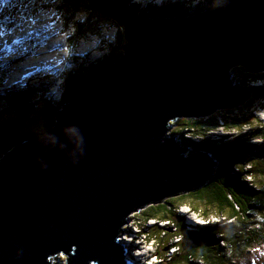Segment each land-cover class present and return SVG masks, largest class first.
Returning a JSON list of instances; mask_svg holds the SVG:
<instances>
[{
	"label": "water",
	"instance_id": "water-1",
	"mask_svg": "<svg viewBox=\"0 0 264 264\" xmlns=\"http://www.w3.org/2000/svg\"><path fill=\"white\" fill-rule=\"evenodd\" d=\"M93 7L126 45L46 132L0 157V264H138L122 241L132 214L202 187L217 167L170 133L174 122L241 107L251 93L233 68L264 72V0L179 17Z\"/></svg>",
	"mask_w": 264,
	"mask_h": 264
},
{
	"label": "trees",
	"instance_id": "trees-1",
	"mask_svg": "<svg viewBox=\"0 0 264 264\" xmlns=\"http://www.w3.org/2000/svg\"><path fill=\"white\" fill-rule=\"evenodd\" d=\"M187 1L190 0L154 1L143 6L142 2L135 0H37L34 16L45 9L54 8L60 14H64V28L72 21L77 25L76 34L82 37L85 34V31H82V21L74 20V16L82 8L95 11L93 2L117 7L125 12L135 11L140 16L179 17L211 9L220 5L224 0H220L216 4H212L213 0H203L193 6H185ZM0 9H2L3 15L7 10H9L7 12L9 16L15 17L16 15L15 9L8 4L1 5ZM104 16L112 21L108 16ZM114 61L115 59L112 57L106 56V59L95 62L85 60L84 62L88 63L87 68L78 65V71L61 70L59 74L64 78V91L56 107L52 104L53 100H45L43 109L48 112L49 116L43 133L54 124L56 110L74 95L80 85L96 72L110 66ZM234 70L238 72L233 79H236V83H239L241 87L249 89L251 93L249 99L240 105L241 110L238 107L223 109L207 117L178 118L175 121L177 127L171 133L181 135L180 143L189 147L191 152L193 150L210 152L213 159L217 160V167L212 178L202 187L188 194L171 197L156 205H150L141 211L144 214V222L156 219L157 222L177 223L179 230L174 235L181 234L183 236V240L178 244L171 243L172 247L177 246L178 250L170 254L168 261H164L167 260L166 255L156 252L162 261L160 264H171L172 262H175L173 264H232V258L242 257L248 250L259 248L264 243V155L261 159L255 156L256 152H260V143L250 140L251 138H264V127L261 125L252 129L245 123L236 128L238 125L233 122L231 117L236 114V110L243 112L245 117L243 115L242 117L245 120L249 117V113L252 114L249 105H252L256 98L264 96V87L251 85L247 80L263 78L264 72H246L242 66H237L233 68ZM45 91L49 94L48 88ZM20 96L21 93L18 92L8 94L0 92V157L21 139L37 137L35 133L23 130L27 116L25 113L17 111L15 107V103L21 105L25 103L20 99ZM22 107L28 108V105ZM10 110L17 112V115L5 120V112ZM3 120L6 122L4 123ZM222 121V125L234 132L235 137L227 141L212 140L209 138V132L215 131L219 122ZM186 129H191L194 133L200 132L197 134H202L201 138H208L196 141L186 137L183 134ZM243 131L244 133L240 134ZM249 155L254 157L250 160L249 168H246L244 164ZM256 158L258 161H255ZM187 195L193 197V202L214 206L215 210L213 211H209V209L202 211L201 208L193 206L194 210L199 211V214L208 220L207 223L185 224L176 221L181 205V202H176V200ZM212 215H216L219 221L212 222L210 220ZM142 228L139 233H135V236L142 240L150 239L151 235L145 232L143 226ZM125 233L131 232L127 230Z\"/></svg>",
	"mask_w": 264,
	"mask_h": 264
},
{
	"label": "rangeland",
	"instance_id": "rangeland-1",
	"mask_svg": "<svg viewBox=\"0 0 264 264\" xmlns=\"http://www.w3.org/2000/svg\"><path fill=\"white\" fill-rule=\"evenodd\" d=\"M154 1L155 0H138V2H142L143 6H145L148 2ZM193 1L194 0L187 1L185 6H193V4H196L197 1L203 0H197L195 2ZM155 2L159 1L157 0ZM218 2H220V0H213L212 4H216ZM8 11L9 10H7L4 15H8ZM63 15L64 14H60L54 8H48L38 12L34 16L37 21H45L46 19L48 20V29L46 28L45 30L47 33L50 31V33L47 35L48 37L42 38L43 35L35 33L30 37L19 39L21 41L19 44L12 43L10 45V51L5 50V52L0 53V56L4 57L3 60H0V92L5 94L13 92L21 93L20 99L25 101V103L23 105L15 103V107L17 111L23 114L25 113L27 116V122L24 124L25 127L23 130L24 132L28 131L35 133L37 137L43 134L45 123L49 116L48 112L43 109L45 100H53L52 104H54L56 107L61 96L59 92L64 91V78L61 76V74H59L61 70L73 69L74 71H78V65L87 68L88 63L84 62L85 60L95 62L97 59H106V56L112 57L116 60L122 55L121 53L126 45L123 35V28L108 20L96 10L90 11L89 9L82 8L75 13L74 20L82 21V31H85V34L82 37H79V35L76 34L77 25L72 23V21L67 24L66 28H64ZM40 16H43V19H40ZM59 35L63 37L62 45H59V47L55 48V50L58 52H65L63 61L61 62L59 68H50L49 70H40L30 72L29 74H25L23 71L16 68L21 66V64L24 63V61H26L30 56L38 55L37 50H39L42 45L51 43ZM99 49L102 50L103 53V55L100 57L95 54L96 50ZM25 52L28 53L26 54ZM13 56L16 57V59H14L16 62L11 64V58ZM20 59H23V61H19ZM237 72L238 71H233V77L237 76ZM2 73H4L3 77L1 76ZM4 75H7V79L10 78L9 81L11 83L6 81V77ZM12 82H16V84ZM234 84H237L236 79L234 80ZM47 88L49 94H47L45 91ZM27 105L28 108L22 107ZM235 113L236 114L233 116L231 115V117L233 118V122L238 125L236 128L245 123H247V126L252 127V129L261 125L264 127V109L256 108L252 114H248L249 117H247V120L243 118L245 116L242 111L238 110ZM5 114L6 117H4V119L6 120L7 118L16 116L17 112L10 110L7 113L5 112ZM5 122L6 121H4V123ZM176 127L177 123L174 122L170 133ZM224 129L225 131H223ZM197 133L200 132L194 133L191 129H186L183 132L186 137H190L196 141L202 140L203 138H208H201L202 134ZM243 133L244 131L240 134ZM180 136L181 135L179 134L177 139H180ZM234 137V132L226 129L222 125V122H219V126L215 131L209 132V138L215 141H227ZM250 140L254 143H260V152H256L257 154H255V156H258L261 159V157L264 155V138H251ZM253 157L254 156L249 155V158L246 159L244 164L246 168H249L251 164L250 160ZM255 161H258V159L256 158ZM248 179L250 178L248 177ZM176 202H181L178 210L179 215L176 216V221L178 220L179 222L185 224L207 223L208 220L203 218L201 214H199V211L194 210L195 207L201 208L202 211L208 209L209 211L215 210L214 206L212 205L203 204L202 202H193V197L189 195L178 198ZM210 220L212 222L219 221V219L216 218V215H212ZM174 224L169 222H157L156 219H150L147 222H144V214L141 211L132 214L130 222L125 226L124 233L122 234L126 260L138 264H150L148 260L146 261L147 263L145 261L139 262L140 259L136 256L137 254L133 252L134 249L131 247L136 243L133 241L129 243L128 240L131 239L130 235L127 234V237L124 235L125 231L127 230L132 232V234L139 233L138 231L143 229V226L145 232L151 235V238L144 240V242L148 243L153 251L159 252L162 255H166L167 260L164 261H168L170 254L173 251L176 252L178 250V247H172L171 243L178 244L183 240V236L181 234V236L178 234L174 235L179 230L177 223L174 222ZM232 259V264H264V243L259 248L248 250L244 256L234 257ZM173 263L175 262H172L171 264Z\"/></svg>",
	"mask_w": 264,
	"mask_h": 264
},
{
	"label": "bare ground",
	"instance_id": "bare-ground-1",
	"mask_svg": "<svg viewBox=\"0 0 264 264\" xmlns=\"http://www.w3.org/2000/svg\"><path fill=\"white\" fill-rule=\"evenodd\" d=\"M158 1H162V0H158ZM195 1H197V0H194L193 2H195ZM197 2H196V4H197ZM196 4H193V5H196ZM40 17H41L40 19H43V16H40ZM47 23H48L47 19L45 21L44 20L37 21V23L34 26V30H32V35H34L35 33H38V34L43 35L42 38H47L48 37L47 35L50 33V31H49V33H47L45 31L47 28V25H48ZM25 37H29V36H27L26 33H19L18 35H16L15 38L21 39V38H25ZM62 41H63V37L61 35H59L51 43L42 45V47L39 50H37L38 55L30 56L26 61H24V63L21 64V66H19L20 65L19 64L18 65L19 67H16V68L18 70L23 71L25 74H29L30 72H35V71H40V70H49L50 68H59L61 65V62L63 61L65 52H61V51L58 52L55 50V48L59 47V45H62ZM11 44H12L11 39H9V45H11ZM95 54H97V56H99V57L103 55L102 50H100V49L96 50ZM97 60H100V59H97ZM61 93L62 92L60 91L59 94H61ZM127 234L130 235L131 240L134 239V237L131 235V233H126L125 237L128 236ZM130 237H128V238H130ZM128 241H129V243H131L130 239ZM133 242L135 243V241H133ZM136 246L137 245L134 244L131 247L135 250ZM131 252H132V250H131ZM143 253H145L144 255H147L148 252L145 250V251H143ZM138 255L139 254H137L136 256H138Z\"/></svg>",
	"mask_w": 264,
	"mask_h": 264
},
{
	"label": "snow or ice",
	"instance_id": "snow-or-ice-1",
	"mask_svg": "<svg viewBox=\"0 0 264 264\" xmlns=\"http://www.w3.org/2000/svg\"><path fill=\"white\" fill-rule=\"evenodd\" d=\"M36 3L37 0H0V5L8 4L16 11L15 17H11L3 15L0 9V53L11 50L9 39L13 44L21 42L15 38L19 33H26L29 37L32 35L37 23L34 18ZM3 59L4 57L0 56V60Z\"/></svg>",
	"mask_w": 264,
	"mask_h": 264
},
{
	"label": "built area",
	"instance_id": "built-area-1",
	"mask_svg": "<svg viewBox=\"0 0 264 264\" xmlns=\"http://www.w3.org/2000/svg\"><path fill=\"white\" fill-rule=\"evenodd\" d=\"M247 81L251 85L264 87V77L263 78H256V79H249ZM249 108L252 112L255 111L256 108L257 109H264V96H260V97L256 98L255 101L253 102V104L249 105ZM222 123H223V121H222Z\"/></svg>",
	"mask_w": 264,
	"mask_h": 264
},
{
	"label": "clouds",
	"instance_id": "clouds-1",
	"mask_svg": "<svg viewBox=\"0 0 264 264\" xmlns=\"http://www.w3.org/2000/svg\"><path fill=\"white\" fill-rule=\"evenodd\" d=\"M140 239V238H139ZM142 242H144V240L140 239ZM149 245V244H148ZM140 262V261H139Z\"/></svg>",
	"mask_w": 264,
	"mask_h": 264
}]
</instances>
